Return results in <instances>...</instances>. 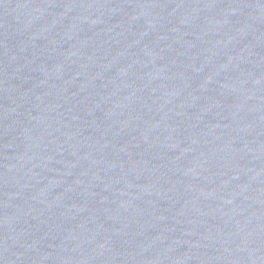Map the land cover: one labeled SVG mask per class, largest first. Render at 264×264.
Wrapping results in <instances>:
<instances>
[{
  "label": "water",
  "instance_id": "obj_1",
  "mask_svg": "<svg viewBox=\"0 0 264 264\" xmlns=\"http://www.w3.org/2000/svg\"><path fill=\"white\" fill-rule=\"evenodd\" d=\"M0 264H264V0H0Z\"/></svg>",
  "mask_w": 264,
  "mask_h": 264
}]
</instances>
